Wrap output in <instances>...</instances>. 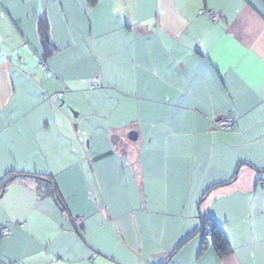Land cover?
I'll use <instances>...</instances> for the list:
<instances>
[{
    "label": "crops",
    "instance_id": "obj_1",
    "mask_svg": "<svg viewBox=\"0 0 264 264\" xmlns=\"http://www.w3.org/2000/svg\"><path fill=\"white\" fill-rule=\"evenodd\" d=\"M262 183L264 0H0V264H264Z\"/></svg>",
    "mask_w": 264,
    "mask_h": 264
},
{
    "label": "built area",
    "instance_id": "obj_2",
    "mask_svg": "<svg viewBox=\"0 0 264 264\" xmlns=\"http://www.w3.org/2000/svg\"><path fill=\"white\" fill-rule=\"evenodd\" d=\"M212 22H218L222 18V14L214 11H208L204 13ZM94 87L98 86V81L95 80L94 82ZM93 87V88H94ZM235 126V121L233 118L230 117H221L217 116L214 118L209 127L210 132H215V131H222V132H230L233 127ZM261 188L264 191V183L261 184ZM73 226H74V231L75 232H80L83 226V218L81 217H76L73 219ZM10 235V229L7 225L0 226V241L8 238Z\"/></svg>",
    "mask_w": 264,
    "mask_h": 264
},
{
    "label": "trees",
    "instance_id": "obj_3",
    "mask_svg": "<svg viewBox=\"0 0 264 264\" xmlns=\"http://www.w3.org/2000/svg\"><path fill=\"white\" fill-rule=\"evenodd\" d=\"M42 42L43 44L47 42V37L45 34L42 36ZM201 225L202 231L205 235L207 234L208 238L210 239V247L215 250L219 257L226 256L229 253V245L217 224L210 219H205L202 221ZM206 247L207 244L204 243L202 246V251H204Z\"/></svg>",
    "mask_w": 264,
    "mask_h": 264
}]
</instances>
